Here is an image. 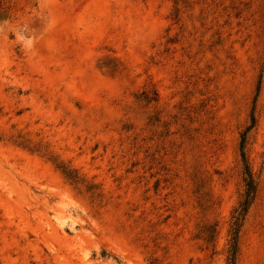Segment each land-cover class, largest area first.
<instances>
[{"label": "rangeland", "instance_id": "374dc122", "mask_svg": "<svg viewBox=\"0 0 264 264\" xmlns=\"http://www.w3.org/2000/svg\"><path fill=\"white\" fill-rule=\"evenodd\" d=\"M264 264V0H0V264Z\"/></svg>", "mask_w": 264, "mask_h": 264}, {"label": "trees", "instance_id": "16d2710c", "mask_svg": "<svg viewBox=\"0 0 264 264\" xmlns=\"http://www.w3.org/2000/svg\"><path fill=\"white\" fill-rule=\"evenodd\" d=\"M254 126V116L251 115L250 124L247 125L241 134L240 141V154L243 163V181H244V194L242 199L239 201L237 207L234 210L233 221H232V238L229 249V262L228 264H236V254H237V236L241 226V222L255 197L256 184L250 170L249 164L246 160V155L244 151V141L246 133Z\"/></svg>", "mask_w": 264, "mask_h": 264}]
</instances>
